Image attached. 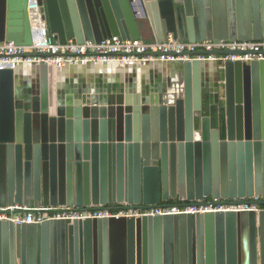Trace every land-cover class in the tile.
I'll return each instance as SVG.
<instances>
[{
	"label": "water",
	"instance_id": "1",
	"mask_svg": "<svg viewBox=\"0 0 264 264\" xmlns=\"http://www.w3.org/2000/svg\"><path fill=\"white\" fill-rule=\"evenodd\" d=\"M36 3L61 44L144 41L146 33L160 44L264 40V0ZM29 5L0 0V43L31 44ZM112 66L0 70V207L264 197V61L228 62L223 72L197 60ZM57 235L61 264H264V211L0 222V244L14 238L34 249L38 240L41 264Z\"/></svg>",
	"mask_w": 264,
	"mask_h": 264
},
{
	"label": "built area",
	"instance_id": "2",
	"mask_svg": "<svg viewBox=\"0 0 264 264\" xmlns=\"http://www.w3.org/2000/svg\"><path fill=\"white\" fill-rule=\"evenodd\" d=\"M30 19L31 44L29 46L14 43H0V70H17L21 67H38L46 64L52 69L68 66H102L117 64L122 67L135 65L146 67L148 64H167L176 62H214L217 70L223 72L228 62L249 64L253 61H264V40L250 42L221 41L182 43L169 37L166 43L156 41H130L111 37L100 43L85 42L76 44L71 41L61 44L50 34L47 22L43 19L36 0H30L28 7ZM200 53V55H196ZM214 53H227L216 55ZM162 54V56H155ZM170 54H175L171 56ZM194 54V56H191ZM172 100L181 96V86L175 92ZM264 197H253L227 202L206 200L196 202L193 206H184L186 202H177L172 206L128 205L126 203L111 204L106 207L89 206L83 209L67 206L32 207L13 205L0 207V222L13 224H42L48 221H75L95 219H141L148 217L236 214L240 212L264 211L258 204ZM222 202V203H220Z\"/></svg>",
	"mask_w": 264,
	"mask_h": 264
},
{
	"label": "flooded vegetation",
	"instance_id": "3",
	"mask_svg": "<svg viewBox=\"0 0 264 264\" xmlns=\"http://www.w3.org/2000/svg\"><path fill=\"white\" fill-rule=\"evenodd\" d=\"M173 204L171 203L169 206H172ZM184 206H193L194 203H190V202H186L185 204H183ZM110 219H115V220H120L117 218H109ZM122 219V218H121ZM89 220V219H88ZM136 220V219H134ZM113 230H119L120 228H113ZM108 231H110L109 227H108ZM50 243L47 247L48 253H49V264H61L60 263V257L62 254L63 249H65L66 247L62 245V237L57 235L56 237H53L52 240H49ZM1 242H3V240L1 239ZM30 243L28 241L25 242V244L22 245V243L20 242V244H16V240L13 238L12 240V244H11V239H8V244L5 247L3 245V243L0 244V264H5L4 263V257L7 256V264H11L10 263V255L12 252V258L14 259V264H20L19 260L16 258L17 256V252H20V254L23 253L24 258L26 260L25 264L27 263V257L29 256V254L31 253L30 251H33L35 254V262L34 264H41V259H42V250H43V246L42 244L39 243V241L37 240L36 244H34V249H32V247L29 246ZM10 259V260H9Z\"/></svg>",
	"mask_w": 264,
	"mask_h": 264
},
{
	"label": "bare ground",
	"instance_id": "4",
	"mask_svg": "<svg viewBox=\"0 0 264 264\" xmlns=\"http://www.w3.org/2000/svg\"><path fill=\"white\" fill-rule=\"evenodd\" d=\"M208 63V62H207ZM111 66V65H113L112 67H116L117 66V64H104V65H102V66H100V68H102V67H105V66ZM149 65V64H148ZM212 65V66H211ZM119 66V65H118ZM154 66L155 67H158V64L157 63H154ZM209 66L211 67V68H213L214 69V66H215V63L214 62H210L209 63ZM70 67H74V66H68V67H66V68H70ZM147 67V66H146ZM90 68H91V70L93 69V66L92 65H90L89 67H88V70L90 71ZM125 68H127V69H131V67H125ZM145 68V67H144ZM95 69V68H94Z\"/></svg>",
	"mask_w": 264,
	"mask_h": 264
},
{
	"label": "trees",
	"instance_id": "5",
	"mask_svg": "<svg viewBox=\"0 0 264 264\" xmlns=\"http://www.w3.org/2000/svg\"><path fill=\"white\" fill-rule=\"evenodd\" d=\"M151 37H150V35L148 34V33H146L145 35H144V41H146V42H148V41H151V39H150ZM177 202H172V204H176Z\"/></svg>",
	"mask_w": 264,
	"mask_h": 264
},
{
	"label": "crops",
	"instance_id": "6",
	"mask_svg": "<svg viewBox=\"0 0 264 264\" xmlns=\"http://www.w3.org/2000/svg\"><path fill=\"white\" fill-rule=\"evenodd\" d=\"M211 66H212V65H211ZM209 67H210V66H209ZM153 68L156 69L157 67L153 66ZM139 69H143V68H139ZM166 72H167V74L169 73L168 71H166ZM147 73H148V71H147ZM147 73H146V78L149 80L151 77H150L149 74H147ZM67 80H70V78L68 77ZM153 80H155V79H153Z\"/></svg>",
	"mask_w": 264,
	"mask_h": 264
}]
</instances>
